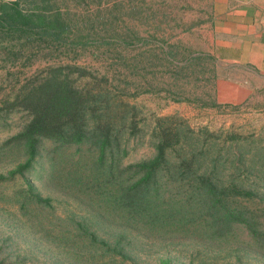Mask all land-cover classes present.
I'll use <instances>...</instances> for the list:
<instances>
[{
  "label": "rangeland",
  "instance_id": "374dc122",
  "mask_svg": "<svg viewBox=\"0 0 264 264\" xmlns=\"http://www.w3.org/2000/svg\"><path fill=\"white\" fill-rule=\"evenodd\" d=\"M63 1L75 25L86 23L91 31L81 35L87 44L70 55L75 63L99 75H111L115 70L110 80L112 95L117 99L118 121L125 125L121 126L122 143L128 152L122 165L154 156L152 142L158 117H171L163 124L177 127L188 146L196 144L215 151L225 143V133L234 132L247 149L264 150V92L240 103H223L215 97L217 69L207 52L210 0ZM169 51L174 55L172 61L167 58ZM41 55L31 65L18 64L9 73L0 62V104L14 96L26 77L61 61ZM197 55L199 63L192 60L183 66L188 63L185 58ZM26 120L22 113L6 117L0 112V147ZM131 120L138 128L136 134L129 128ZM239 148L235 144L233 154ZM23 161L24 155L17 151L5 149L0 155V175L6 178L0 187L2 264H264V251L248 243L242 230L237 231L234 241L140 236L127 244V237L124 248L113 250L118 232L114 221L102 218L82 191L70 190L66 182L57 183L63 181L57 168L68 165L55 169L46 159L38 161L24 177L9 176ZM256 161L264 165V160ZM245 172L244 177L258 183L264 192V174ZM27 181L33 192L49 198L52 206H35L25 213L13 199L18 190L28 187ZM91 231L98 237L93 243L89 241ZM100 239L111 245L103 246Z\"/></svg>",
  "mask_w": 264,
  "mask_h": 264
},
{
  "label": "trees",
  "instance_id": "16d2710c",
  "mask_svg": "<svg viewBox=\"0 0 264 264\" xmlns=\"http://www.w3.org/2000/svg\"><path fill=\"white\" fill-rule=\"evenodd\" d=\"M66 4L0 0V62L7 73L18 64L31 65L40 53L45 59L61 60L26 77L14 96L0 104L3 116H27L20 131L0 147V155L5 149L24 155L9 176L24 177L46 159L55 169L68 165L64 173V167L57 168L63 180L57 183L82 191L102 218L114 221L118 232L113 250L124 248L127 237V244L140 236L234 241L242 230L248 243L264 251V192L244 177L245 170L264 174V165L256 164L257 159L264 160V150L247 149L234 132H226L225 143L215 151L188 146L177 127L163 124L171 117H158L154 156L122 165L128 152L122 143L125 125L118 121L117 99L112 95L115 70L99 75L75 63L70 55L87 44L81 35L91 31L86 23L75 25ZM173 57L169 51L168 60ZM200 59L185 58L188 63L183 66ZM129 128L137 133L133 120ZM235 144L240 151L233 154ZM4 181L0 175V187ZM27 183L13 199L25 213L35 206H52ZM90 236L91 243L98 240L94 231ZM100 242L111 245L105 239Z\"/></svg>",
  "mask_w": 264,
  "mask_h": 264
},
{
  "label": "crops",
  "instance_id": "0c3cea01",
  "mask_svg": "<svg viewBox=\"0 0 264 264\" xmlns=\"http://www.w3.org/2000/svg\"><path fill=\"white\" fill-rule=\"evenodd\" d=\"M210 1L207 52L217 69L215 97L240 103L264 92V0Z\"/></svg>",
  "mask_w": 264,
  "mask_h": 264
}]
</instances>
